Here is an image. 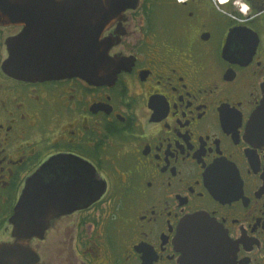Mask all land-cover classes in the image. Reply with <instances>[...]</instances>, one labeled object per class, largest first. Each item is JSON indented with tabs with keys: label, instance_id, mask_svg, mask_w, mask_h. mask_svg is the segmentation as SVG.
<instances>
[{
	"label": "flooded vegetation",
	"instance_id": "af4514ba",
	"mask_svg": "<svg viewBox=\"0 0 264 264\" xmlns=\"http://www.w3.org/2000/svg\"><path fill=\"white\" fill-rule=\"evenodd\" d=\"M122 2L102 33L120 68L99 85L11 76L24 26L0 23V245L41 172L71 205L29 240L33 264H264V0L243 17L233 0ZM197 233L207 247L185 246Z\"/></svg>",
	"mask_w": 264,
	"mask_h": 264
},
{
	"label": "water",
	"instance_id": "95a60500",
	"mask_svg": "<svg viewBox=\"0 0 264 264\" xmlns=\"http://www.w3.org/2000/svg\"><path fill=\"white\" fill-rule=\"evenodd\" d=\"M118 1L114 11L115 8L106 10L104 0H0V23L24 26L21 34L10 41L9 57L3 69L23 80L78 76L90 84L106 83L120 68L119 60L109 55L112 42L102 37L109 18L127 6ZM231 38L230 33L227 45ZM263 111L264 102L253 117L257 127L262 126ZM53 166L56 167V162L49 167ZM52 173L56 176V171ZM63 174L62 169L57 175ZM73 182L67 180L65 184ZM63 184L64 181L60 183L54 177L45 182L41 172L31 179L12 217L17 241L0 245V264L37 261V254L28 242L34 236H41L50 210L62 212L59 208L64 206L69 210L71 204L61 193ZM82 187L78 179L75 188L81 191ZM198 234L191 236L185 246L207 247L196 242L200 238ZM192 253L187 250V254Z\"/></svg>",
	"mask_w": 264,
	"mask_h": 264
},
{
	"label": "clouds",
	"instance_id": "9594fccd",
	"mask_svg": "<svg viewBox=\"0 0 264 264\" xmlns=\"http://www.w3.org/2000/svg\"><path fill=\"white\" fill-rule=\"evenodd\" d=\"M219 2L221 4L226 3L227 0H219ZM239 5V12L242 14L243 16H247L248 12H249V4L246 2H243V0H233V6L235 5ZM218 11H220L219 9H217ZM233 19H236V17H232Z\"/></svg>",
	"mask_w": 264,
	"mask_h": 264
},
{
	"label": "bare ground",
	"instance_id": "6f19581e",
	"mask_svg": "<svg viewBox=\"0 0 264 264\" xmlns=\"http://www.w3.org/2000/svg\"><path fill=\"white\" fill-rule=\"evenodd\" d=\"M111 3V2H110Z\"/></svg>",
	"mask_w": 264,
	"mask_h": 264
}]
</instances>
